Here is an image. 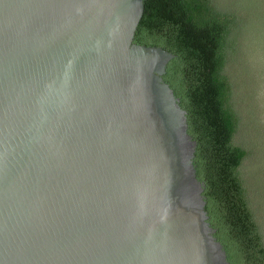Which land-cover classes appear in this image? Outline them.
<instances>
[{"label": "water", "instance_id": "obj_1", "mask_svg": "<svg viewBox=\"0 0 264 264\" xmlns=\"http://www.w3.org/2000/svg\"><path fill=\"white\" fill-rule=\"evenodd\" d=\"M142 10L0 0V264H228Z\"/></svg>", "mask_w": 264, "mask_h": 264}, {"label": "trees", "instance_id": "obj_2", "mask_svg": "<svg viewBox=\"0 0 264 264\" xmlns=\"http://www.w3.org/2000/svg\"><path fill=\"white\" fill-rule=\"evenodd\" d=\"M132 43L173 56L203 210L228 264H264V0H141ZM177 57V58H176Z\"/></svg>", "mask_w": 264, "mask_h": 264}, {"label": "rangeland", "instance_id": "obj_3", "mask_svg": "<svg viewBox=\"0 0 264 264\" xmlns=\"http://www.w3.org/2000/svg\"><path fill=\"white\" fill-rule=\"evenodd\" d=\"M260 165L264 167V158L261 159Z\"/></svg>", "mask_w": 264, "mask_h": 264}]
</instances>
